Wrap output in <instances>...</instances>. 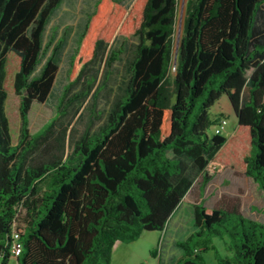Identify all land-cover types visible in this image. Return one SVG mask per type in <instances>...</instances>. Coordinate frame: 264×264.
Instances as JSON below:
<instances>
[{
	"label": "trees",
	"instance_id": "trees-1",
	"mask_svg": "<svg viewBox=\"0 0 264 264\" xmlns=\"http://www.w3.org/2000/svg\"><path fill=\"white\" fill-rule=\"evenodd\" d=\"M63 1L0 0V264L16 258V241L23 247L19 264H111L118 241L165 231L198 177L206 186L222 174L232 141L236 175L264 190V0H188L173 77L179 0H134L129 8L98 0L56 115L32 134V106L47 102L59 72L63 40L52 48L54 38L46 43L45 35ZM118 39L135 41L127 79L104 126L74 140L65 120L107 90L125 53L113 48ZM10 55L19 61L17 142L7 111ZM98 64L104 81L96 87ZM224 96L237 119L230 140L209 135ZM42 152L50 156L39 159ZM194 222L196 231L178 243L182 264H206L203 254L214 248L212 237H224L222 228L231 233L233 254L218 255L219 264H264V226L241 215L239 200L227 208L198 204Z\"/></svg>",
	"mask_w": 264,
	"mask_h": 264
},
{
	"label": "rangeland",
	"instance_id": "rangeland-1",
	"mask_svg": "<svg viewBox=\"0 0 264 264\" xmlns=\"http://www.w3.org/2000/svg\"><path fill=\"white\" fill-rule=\"evenodd\" d=\"M97 1L98 0H64L50 20L45 35V42L48 43L53 37V48L59 40H63V45L59 54V72L52 94L47 102L43 104L34 103L32 106V110L29 114V128L32 134L39 132L45 125L50 123L56 115L60 97L65 85L68 83V71L70 68L71 57L75 51L77 41L81 36L87 18L94 11ZM119 1L125 8H129L134 0ZM186 1L187 0H179L176 31L173 38L174 67L171 72L172 77L175 74V65L177 63L178 51L184 32ZM134 44V40L123 41L122 39H118L114 43L113 48L122 47L125 49V53L121 55L120 61L116 62L113 66L112 75L107 84V90L101 91L96 101H94L92 97L89 98L87 102L84 103V107L79 115L74 116L75 109H71L64 124L65 126H69L67 123L71 121L74 140L79 139L89 128L91 129V133L98 132L106 123L111 106L121 92L120 90L123 86V82L127 79L126 64L131 56ZM18 67V59L15 56L10 55L8 60V78L6 81V88L9 91L7 111L10 117L15 142H17L19 137L20 99L13 92V77L18 70ZM92 74L98 76L96 87L102 85L104 81V66L98 64ZM92 105H95L96 114L93 113L91 108ZM214 111H223L226 115L231 114L229 111V104L226 101L219 104ZM231 115H233V113ZM73 117L75 118L73 119ZM223 118H227L228 120V125L223 131V135L230 140L238 129L237 119L235 116L231 118L223 116ZM213 133L214 129H210L209 135L212 136ZM233 147L234 141H232L226 151L222 154V161L229 164L222 174H218L206 186L203 185L202 176L198 177L191 192L182 201L180 207L170 219L165 231H146L145 235L140 238V240H137L136 243L130 244L134 245V255L128 264H136L138 260L140 261L142 259L150 260L153 264H156L157 260L150 253L154 247H156L159 252L163 251L166 255L170 254L169 256H175L177 258L182 252V249L179 246H176V242H185L188 237L196 231L194 227L196 205L199 204L204 207L212 208L215 206L220 195H223L224 193L238 196L240 203L242 204L240 209L241 215L244 218L257 221L264 226V190L259 188L251 178L236 175V171H238L240 165H236L238 149H234ZM67 151L68 153L73 151L71 144L67 147ZM247 151H249V148ZM49 156V154L42 152L41 156L38 157L41 159ZM200 189H202L201 194L199 192ZM214 192H216L215 197L213 196ZM203 200L205 201L203 202ZM222 231L224 237H212L211 246H214V248L203 254L206 264H219L217 260L218 255L225 258L232 256L233 254L229 249L231 240H233L231 233L226 232L224 228H222ZM157 233L161 237L159 236L157 243H155V235ZM199 239L200 238H196L195 242ZM194 245L195 244L192 242V247H194ZM10 264H19V261L18 259L13 258L10 261ZM144 264H147V261H144Z\"/></svg>",
	"mask_w": 264,
	"mask_h": 264
},
{
	"label": "crops",
	"instance_id": "crops-1",
	"mask_svg": "<svg viewBox=\"0 0 264 264\" xmlns=\"http://www.w3.org/2000/svg\"><path fill=\"white\" fill-rule=\"evenodd\" d=\"M186 2H188V0ZM223 101H226L229 104V111H230L231 114L233 113V115H231V114L230 115H226V113H224L223 111L222 112H220V111L219 112H217V111L215 112L214 111V109L216 107H218L219 104H221ZM214 109H213V115L216 116V117L223 118V116H228L229 118H231V117H234L235 116V112L233 110V107H232V105H231L228 97H226V96H224V97L221 98V100L214 107ZM223 183H224V181H223ZM201 191H202V189H200V191H199L200 194H201ZM215 193L216 192H214V194H213L214 197H215ZM187 195H186V197H187ZM234 199L239 200L238 196H236V195H233V194H230V193H224L223 195H220V197L217 199V201L215 203V206L212 207V208H215V207H219V208H227V207H230L232 205V200H234ZM204 201L205 200H203V202ZM241 207H242V204L240 203V209H241ZM145 232L142 234V236L140 238H142L145 235ZM155 236H156L155 243H157V241H158L157 239H159V236L160 235L157 233ZM140 238L138 240H140ZM136 242L137 241L132 242V243H136ZM132 243H125V242H122V241H118L115 244L114 248H113V252H112V263L111 264H128V262L133 258V255H134V252H133V246L134 245H130ZM178 243L179 242H176V246H178ZM150 253L157 260V263L156 264H182L183 263V252H181L180 255L176 258L175 256H169L170 254L166 255L163 251H160L159 252L156 249V247H154L151 250ZM144 261H147V264H153L152 261H150V260L148 261V260H144V259H142L140 261L138 260L136 262V264H144Z\"/></svg>",
	"mask_w": 264,
	"mask_h": 264
},
{
	"label": "built area",
	"instance_id": "built-area-1",
	"mask_svg": "<svg viewBox=\"0 0 264 264\" xmlns=\"http://www.w3.org/2000/svg\"><path fill=\"white\" fill-rule=\"evenodd\" d=\"M228 125V120L227 118H221V120L219 121V123L214 127V132L215 134H222L223 131L226 129ZM16 238L18 239V236H16ZM23 250L22 244L19 241H16L13 245V255L17 258L21 255Z\"/></svg>",
	"mask_w": 264,
	"mask_h": 264
}]
</instances>
